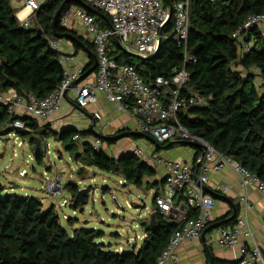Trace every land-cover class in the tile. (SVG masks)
I'll return each mask as SVG.
<instances>
[{
	"label": "trees",
	"instance_id": "obj_1",
	"mask_svg": "<svg viewBox=\"0 0 264 264\" xmlns=\"http://www.w3.org/2000/svg\"><path fill=\"white\" fill-rule=\"evenodd\" d=\"M62 3L60 14L72 5H83L81 0H43L25 27L11 1L0 0V92L13 90L21 96L31 93L41 98L58 85L62 78L60 52L52 48L50 40L75 33L59 24L60 14L52 30L55 12ZM249 14H264V0H189L187 45L189 50L198 44L200 47L193 54L195 60L185 63L189 73L187 88L196 91L205 102L186 107L178 113V119L191 134L202 137L264 181V35L257 28L251 29L253 45L242 53L231 35ZM103 23L107 21L104 19ZM37 29L39 36L35 35ZM170 30L168 22L163 32ZM109 54L118 63L133 65L148 84L155 76L168 75L183 65L182 48L172 36L161 40L156 55L135 60L112 38ZM90 64L83 67L82 73ZM250 68L258 70L259 86L254 83L255 74ZM16 119L23 127L13 125ZM12 132L28 137L38 163L42 162L40 149L51 136L80 164L78 175L87 167H94L116 174L137 188H154L153 203L162 186L154 182V167L131 151L113 157L102 148L93 149L89 143L72 140L74 133L89 135V129L55 131L28 115L8 111L0 103V139ZM162 144L155 143L156 147ZM64 188L70 194L68 205L76 210L80 206L75 199L78 184L67 180ZM153 212L154 224L150 226L149 220L142 223L145 235L139 245L118 251L101 241L102 231L85 226L68 231L60 224L52 204L44 208L39 198L7 192L0 183V264H154L176 225L165 220L155 206ZM233 221L234 218L228 223Z\"/></svg>",
	"mask_w": 264,
	"mask_h": 264
},
{
	"label": "built area",
	"instance_id": "obj_2",
	"mask_svg": "<svg viewBox=\"0 0 264 264\" xmlns=\"http://www.w3.org/2000/svg\"><path fill=\"white\" fill-rule=\"evenodd\" d=\"M21 1L29 13L17 18L21 25L27 27L32 21L34 11L43 0ZM81 1L83 5H72L59 16V24L64 27L69 26L73 19L79 22L90 37L96 55L95 77L93 81L75 88L76 105L84 107L95 102L96 93L101 92L118 110L132 115L136 119L138 130L149 135L155 143L178 139L189 141L196 147L195 161L198 173L195 175L191 167L183 161L160 156L154 158L155 163L165 171L162 186L154 197V206L165 220L176 225L154 264L176 261L177 246L184 241L200 237L214 207L213 197L203 188L209 167L215 171L225 165L229 166L238 175L242 187L253 186L263 197L264 181L241 163L234 161L231 156L216 150L202 137L191 134L178 119V113L186 107L205 102L196 91L187 88L189 73L185 63L195 60L187 45L190 24L189 0ZM87 6L105 15L109 25H102L98 15L87 11ZM168 22H171V30L163 32ZM263 25L264 14H249L232 31V37L238 42L239 53L246 52L252 47L251 29H260ZM170 36L174 37L178 46L182 48L183 65L173 68L168 75L155 76L150 84L143 81L133 65L118 63L109 54L112 38L121 45L130 43L143 57H148L155 52L159 39ZM50 45L60 52L62 78L56 87L41 98L31 93L21 96L13 90L0 92V103L5 105L8 111L28 115L41 124L52 120L65 91L80 77L83 69L80 66L68 65L72 56L62 54L58 40H50ZM13 125L23 127L17 119ZM10 134L15 140L20 139L16 133ZM71 138L75 141L84 140L78 133H74ZM46 140L45 155L48 156L50 151ZM90 145L93 149H99L101 138H91ZM131 152L142 159L143 154L139 147H133ZM23 172L24 169L20 173ZM42 180L41 188L46 192L57 193L63 188L60 174L49 176L48 172L44 171ZM68 202L69 199L64 198L61 204L67 206ZM243 226L244 220L241 218L231 226H221L218 229V243L223 247L237 244ZM245 234L249 235V232ZM235 264H264L262 252L255 244L249 248L245 247Z\"/></svg>",
	"mask_w": 264,
	"mask_h": 264
},
{
	"label": "crops",
	"instance_id": "obj_3",
	"mask_svg": "<svg viewBox=\"0 0 264 264\" xmlns=\"http://www.w3.org/2000/svg\"><path fill=\"white\" fill-rule=\"evenodd\" d=\"M22 3L21 0H16V5H12L11 3L12 7L16 9V16L18 17H23L29 13L27 8L23 6L19 8L17 6V4L19 5ZM98 17L102 25H109L108 19L105 15L100 13ZM104 19L107 23H103ZM67 28L75 32L74 34H71L74 37H81V40L76 37L77 41L75 42L67 37L58 39L62 54L72 56V60L68 65L70 67L80 66L83 68L91 63L89 66L91 67L93 65V57L91 53L94 52V50L92 49L93 44L90 37L76 19H73ZM258 30L264 35V25ZM84 42L91 45V48H88ZM74 43L78 44V46L75 47ZM95 71L96 68L84 78H78L73 85L65 91L58 111L55 113L52 120L48 122L50 127L55 128V131H60L64 128L77 130L89 129L90 134L83 136L84 140L78 141V143L90 144L91 138L100 137L102 146V143H106V140L112 138L114 142L107 144V151L102 150L113 157L118 156L122 152L131 151L133 147H137L133 145L132 141H129V138L145 136L147 139L154 142L149 135H145L138 130L136 119L132 115L126 111L118 110L116 105L113 102L108 101L101 92L96 93L97 98L95 102L84 107H78L76 105L74 101L75 88L86 82L93 81ZM250 72L255 74L254 83L259 86L261 84V78L258 76V70L250 68ZM96 114L98 115L97 117L95 116ZM91 127L98 135H95L92 132ZM117 135L121 136L117 137ZM135 135L138 137H133ZM182 142L183 140L178 139L163 142L161 146L171 150L169 151L170 153H166V155L163 156L168 157L169 159L183 161L191 167L195 175L198 173V165L195 161L196 147L193 144L188 145ZM124 143L127 146L122 150L119 147V144ZM175 144L185 146L186 149L178 152L174 148ZM158 148L160 147H156L155 145V150ZM154 158L151 160L152 164L148 163L147 160L149 159L144 158V156L142 157V160H145L149 165L154 167V182L162 183L160 182V179L164 177L165 171L155 163ZM87 170L88 169H86V171ZM206 175L207 181L203 184V187L211 191V193H207L213 197L214 207L211 210L209 221L204 228L207 229L204 233V239L199 237L192 241H184L180 243L176 248L177 260L167 261L165 264H208L209 259H212L214 264H235L242 255V249L245 247L249 248L253 244L257 245L261 250L264 263V197L253 186L242 187L238 175L227 165L215 171L209 167L206 171ZM82 176L83 175L79 177ZM122 181L124 182L123 179ZM76 183L78 184V181ZM62 185L64 188V184ZM78 187L81 188L79 184ZM142 188H137V190L145 193L151 192L152 211L149 214L150 216L154 208V203L152 202L154 188L146 189V191H143ZM233 208L234 216L232 218H234V221L228 223L229 220L232 219L228 218L233 213ZM238 218L244 220V226L237 244L232 247L221 246L218 243V229L221 226L233 225ZM142 230V234L139 236L140 241L145 235L143 227ZM245 232H249V235H246ZM110 248L118 251L124 249L122 246Z\"/></svg>",
	"mask_w": 264,
	"mask_h": 264
},
{
	"label": "rangeland",
	"instance_id": "obj_4",
	"mask_svg": "<svg viewBox=\"0 0 264 264\" xmlns=\"http://www.w3.org/2000/svg\"><path fill=\"white\" fill-rule=\"evenodd\" d=\"M10 1L12 5H16V0ZM17 6L20 8L23 3ZM122 48L132 54L134 60L137 56L143 57L130 43H123ZM43 124L50 125L48 122ZM19 138L15 140L8 134L0 139V183L7 192L37 197L44 208L52 204L60 224L68 231L74 227L85 226L102 231L101 241L112 248L122 246L124 249H131L133 245H139V236L143 231L141 223L149 220L152 211L151 192H141L123 182L120 176L98 168H86L88 170L85 169L83 176L79 177L81 175L76 171L80 164L75 163L70 153L51 136L46 140L49 155H45L43 145L40 149L42 162L38 163L34 160L28 137ZM129 141L141 149L144 158L149 159L148 163L156 156L168 158L164 156L171 151L163 146L155 150V143L145 136L129 138ZM119 145L122 150L127 146L125 143ZM107 147V143L100 146L103 150ZM174 148L178 152L186 149L180 144H175ZM23 169L25 172L20 173ZM44 171H47L49 176L60 174L62 184L71 179L78 181L81 188L88 187L86 203L76 210L69 205L63 206L61 202L64 198H70L69 192L64 188L57 193L43 190L41 185ZM142 190L146 191L145 188Z\"/></svg>",
	"mask_w": 264,
	"mask_h": 264
},
{
	"label": "water",
	"instance_id": "obj_5",
	"mask_svg": "<svg viewBox=\"0 0 264 264\" xmlns=\"http://www.w3.org/2000/svg\"><path fill=\"white\" fill-rule=\"evenodd\" d=\"M62 5H63V3L59 6V8L57 9V11L55 12L54 19H53V21H52V30H54V28H55L56 18H57V16H59V14H60V11H61V8H62ZM87 8H88L92 13H94V14H96V15H99V14H100V12H99L98 10H96V9H93V8H91V7H88V6H87ZM170 13H171V10H170ZM35 35H36V36H39V35H40V29H37V30H36V34H35ZM59 37H67V38H69L71 41H74V42L77 41L76 37H74L73 35L68 34V33H64V34H62L61 36L59 35ZM160 42H161V40L159 39L158 44H157V47H156V50H155V52L152 54V56H154V55H156V54L158 53V51H159V49H160ZM118 44H119L120 47L122 48V45H121L120 43H118ZM199 47H200V44H198V45L192 47V48L190 49V54H195V52L199 49ZM91 55H92V57H93V65H92L91 67H89V68H88V69H87V70H86V71H85V72L79 77V79L84 78L88 73H90L92 70H94V69L96 68V55H95L94 52H92ZM137 57H139V58H144V57H141V56H137ZM78 107H79V106H78ZM91 130H92V132H93L95 135H98V134L92 129V127H91ZM119 136H121V135H117V137H119ZM35 143H36L37 147H39V140H38V138H35ZM182 143H185V144H188V145H189V144H192V143L189 142V141H183ZM163 180H164V177H163L162 179H160V182H163ZM203 188H204V187H203ZM204 190H205L206 192L211 193V191L208 190V189H205V188H204ZM87 196H88L87 188L82 187V188H79L78 191L76 192V194H75V199L78 200V202L80 203V205H83V204H85V199L87 198ZM233 216H234V208H233V213L230 215V217H229L228 219L232 218ZM154 217H155V214H154V212H153V213H151L150 218H149V225H150V226H152V225L154 224ZM206 230H207V229H203V231L201 232V234H200V238H201V239H204V233H205ZM208 264H212V259H209Z\"/></svg>",
	"mask_w": 264,
	"mask_h": 264
}]
</instances>
